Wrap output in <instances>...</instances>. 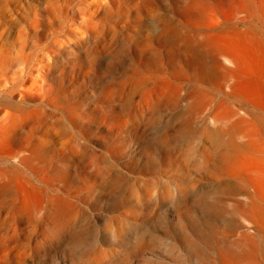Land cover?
<instances>
[{"label": "rangeland", "instance_id": "obj_1", "mask_svg": "<svg viewBox=\"0 0 264 264\" xmlns=\"http://www.w3.org/2000/svg\"><path fill=\"white\" fill-rule=\"evenodd\" d=\"M194 1L0 0V105L44 106L54 118L78 105L88 143L80 167L66 169L77 206L70 227L48 239L43 215L16 222L17 230H6L10 239L0 246V264H226L224 253L249 251L245 236L260 245L264 209L251 204L264 198V146L257 131L264 114L232 92L238 76L220 67L235 65L215 53L228 51L225 42L201 39V50H191L188 38L231 23L249 28L264 44V12L260 0ZM85 12L103 22L87 41L73 36L84 30ZM198 51L208 54L210 65L213 58L222 61L213 77L202 70ZM141 76L149 81L130 90ZM160 80L169 87L158 91ZM256 80L264 86L263 74ZM107 110L112 122L102 116ZM217 119H242L243 135L216 148L208 135ZM35 134L43 137L45 129ZM221 150L231 156L229 163L221 161ZM91 156L108 171L102 179L92 175ZM12 166L14 160L0 156L1 168ZM222 174L234 189L220 186ZM111 176L115 187L105 181ZM62 185L52 189L60 193ZM255 259L264 264V250Z\"/></svg>", "mask_w": 264, "mask_h": 264}, {"label": "bare ground", "instance_id": "obj_2", "mask_svg": "<svg viewBox=\"0 0 264 264\" xmlns=\"http://www.w3.org/2000/svg\"><path fill=\"white\" fill-rule=\"evenodd\" d=\"M260 1H261L262 10L264 12V0H260ZM81 15H82L81 17L82 21L84 23L83 24L84 30L81 31L79 34H75V35H73L74 33L72 34V32L70 31L69 33H71L74 37L79 35L78 38L82 40H86L88 38L90 39L91 34H94V31L98 29L100 23L98 24V22H95L93 19H91V16L89 14H86V12L82 13ZM104 23L106 22L104 21ZM213 23L212 25L210 24L209 27L214 26V24H216L217 22H215L214 24ZM171 25L173 26L175 24L171 23ZM197 25L198 24H196L195 26ZM236 27L237 26L231 25L230 23V24H226L225 26H220V28L216 30H215L216 27H213L212 28L213 30L211 32L193 31L192 32L193 34L190 36V38H188L191 41V43H189L188 46L190 47L191 50H197L199 45L201 47L200 42L202 43L203 40L208 42V40H212L215 37H217L221 39L222 41H224L225 44L227 45L228 51L227 49L221 46L222 48L218 47L220 48V50L218 52L216 51L215 53H216V57L218 55L222 57L223 59L226 58L230 64L235 65V69L233 70L229 69L228 66H227L228 68L224 66L220 67V68H223L226 72H233L234 75L236 74L238 76V80L232 85V90H233L232 92L235 95L243 98V100H245L246 102L250 103L253 106V108H255V110L259 112V114L260 112L264 114V86L261 85L258 80H256L258 76H260V73L264 75V44L260 41V39L258 38L256 34L255 36L253 33L248 31L249 28L246 31H242L238 29L239 27L238 28ZM145 28H146L145 30H147V27ZM170 29L171 28H169V30ZM72 30L75 31V29H72ZM174 31L175 30H173L172 32ZM128 38H131V36H128ZM147 40H148V43H151L152 41V39L149 37H147ZM180 43H181V40H180ZM178 44L179 43L177 42V45ZM211 44H213V42H211ZM198 50H201V48L200 49L198 48ZM198 59L201 62L200 64L202 66V70L205 71V74H207L210 77H213L216 69H219V67L216 65L217 62H218L217 64H219V61L216 58L215 59L213 58L214 65L213 64L210 65V63H208V54L203 51H198ZM221 64H222V61H221ZM155 75H157V73ZM148 77L141 76L140 79L135 78L136 80H134L133 83L131 82L129 84L130 90H135L138 86H140V84L149 81V79H147ZM169 85L170 84L167 82V80H160L157 82L156 88L159 91V90L167 89V86L169 87ZM171 87L173 86L171 85ZM198 89L200 88H196V90ZM103 92L108 93V96L110 98L112 97L111 89L109 86H105L103 88ZM170 93H172L174 96L173 90L170 91ZM165 95H163V97ZM177 96H179L178 93H177ZM208 96L211 97V94ZM174 99H176V97ZM51 101L54 103L56 99L52 98ZM209 101L210 100H208V102ZM146 105H148V103ZM78 109H79L78 105H76L75 107L66 110V112H63L64 115L54 118L46 114V108H44V106L27 107V106H21L19 104H13L11 102L0 105V156L5 157L8 162H11V160H14L17 164V166L15 167L12 166L11 170L0 167V246L7 247V243L10 239V236L8 233H6V230L7 231L10 229L17 230V227H14V225L18 221H26L28 223H32L34 221L35 222L41 221V219L37 217L43 215L44 216L43 220L45 222H48V227H47V230H48L47 238L48 239H56L62 236L63 233L70 227L71 223L73 222V219L76 214L77 206H75V203H74L75 201L73 202L71 199L72 198L71 195H73L74 190H72V194L68 192L69 189H72V187H71V184H69L70 182L69 173L66 171V169H68L69 164H71L76 169L80 167L81 164L78 158L84 154L87 148L86 146H88L87 145L88 143L86 141V136H85L86 132L82 129L84 126L85 115L79 114L77 112ZM102 116L104 120L108 122H112L115 119L114 117H112L111 114H109L108 110ZM86 117H89V115H86ZM118 117H119V114H118ZM225 120L226 119H217L216 122L217 124H219V126L217 125V127L212 132H210L211 133L210 135L207 134L208 137L211 138V140L212 139L214 140L215 142L214 146L216 148L218 147L226 148L228 146H231L233 145V140H235L236 137L243 135L242 119H239L237 121H232L229 124L226 123ZM213 124L214 123H212V125ZM257 127L259 130H257V128L256 130L260 132L261 134L257 136L259 137L260 143L264 146V119L257 122ZM38 128H41L42 130L45 129V134L43 135V137L37 136L35 134ZM72 128L77 129L78 134H74L72 132ZM242 143L243 142H241V144ZM242 145L243 147L244 145L249 146V144H246V143ZM218 155H220L219 157L221 158V161L224 162V164H227L231 161V156L225 151L221 150ZM97 157L98 156H91L90 158V164L92 167V175L94 177L99 176V178L102 179V176L107 175L108 171L106 172V169L104 168L102 161ZM58 158H61V159L57 161ZM106 167L109 168L108 166ZM221 176H222L221 179L223 180L220 186H222L226 190H232L233 182L230 181L231 179L230 176L225 175V174H222ZM35 178H39L38 182H34ZM68 179H69V182H68ZM105 181L111 187L113 186L115 187L117 185L116 184L117 181L114 176L107 177ZM56 182L64 184V186L62 185L63 188L61 187V189H59L60 193L59 191L52 189V187L55 185ZM50 189H52V192H50ZM255 206L259 207L260 209H264V198L260 196L259 201H252L251 208H254ZM3 213L4 214L6 213L9 216L11 215V217L1 218V215ZM13 215H15L16 218ZM29 228L33 229L32 226H30ZM3 231L5 232L3 233ZM243 242L249 243V251H244L241 253H224L222 258L224 259V262L226 264H258L255 258H256L257 253L264 250V239L260 241V245H259L257 241L253 240L252 238L248 236H245L243 238ZM239 244H241V242ZM5 256H6L5 252H3L2 257L5 258Z\"/></svg>", "mask_w": 264, "mask_h": 264}]
</instances>
